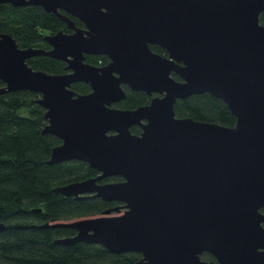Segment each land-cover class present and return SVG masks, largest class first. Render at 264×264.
<instances>
[{"label": "water", "instance_id": "95a60500", "mask_svg": "<svg viewBox=\"0 0 264 264\" xmlns=\"http://www.w3.org/2000/svg\"><path fill=\"white\" fill-rule=\"evenodd\" d=\"M3 4L38 7L74 30L45 36L49 52L20 49L0 33V95L40 96L43 133L62 141L48 163L78 161L100 173L55 193L76 199L94 193L127 209L42 225L76 231L55 244L136 251L145 264H264V25L258 22L264 0H0ZM57 10L76 17L85 30L75 29ZM86 55L110 62L97 68L84 62ZM38 56L67 63L70 73L31 69L26 61ZM74 83L87 84L91 92L76 94L70 89ZM121 84L160 97L132 111L110 108L125 98ZM202 94L226 105L234 127L175 116L176 101ZM132 126L141 127L140 136L130 133ZM109 176L125 181L96 185ZM203 253L214 261H203Z\"/></svg>", "mask_w": 264, "mask_h": 264}, {"label": "trees", "instance_id": "16d2710c", "mask_svg": "<svg viewBox=\"0 0 264 264\" xmlns=\"http://www.w3.org/2000/svg\"><path fill=\"white\" fill-rule=\"evenodd\" d=\"M58 22L56 16L46 14L38 7L0 5V33L10 35L20 48H41L43 37L54 33ZM258 22L264 25V12L259 14ZM26 63L35 71L47 74L62 72V67L48 56L34 57ZM3 87L0 81V89ZM70 88L82 95L90 91L85 84L76 83ZM39 97L37 93L28 91L0 95V223L4 226L0 231V264L100 261L102 253L91 246L83 243L55 244V239L72 235L63 232L68 229L42 228L41 224L50 219L70 221L98 212L101 214L107 204L99 199L75 200L55 193L56 188L95 175L82 162L48 163L52 149L61 142L43 133L47 121L44 109L37 104ZM136 99L128 98L129 102L120 105L132 109ZM174 114L178 118L224 127H234L236 121L221 100L208 94L176 101ZM33 210L41 212L33 213ZM260 212L264 213V209ZM203 256L204 260H214L209 254Z\"/></svg>", "mask_w": 264, "mask_h": 264}, {"label": "flooded vegetation", "instance_id": "af4514ba", "mask_svg": "<svg viewBox=\"0 0 264 264\" xmlns=\"http://www.w3.org/2000/svg\"><path fill=\"white\" fill-rule=\"evenodd\" d=\"M57 13L59 15H61V16H64V17L68 18L73 23L75 29H77V30H85L84 25L76 17L71 16L70 14L66 13L63 10H57ZM127 15L128 14H126V16ZM56 18L59 21L58 22L57 30L54 33L47 34L46 36H48V35H54V34H56L58 32H62L65 35H72L74 33V30L73 29H69L67 27V22L61 20L58 16H56ZM124 18H123V22L125 24H127L130 21V19H128V21L125 22V19ZM138 22H139V19H138ZM44 37H43L44 43H43L42 47L41 48H37V49H42V50H44L46 52H49V51H51L52 47L44 39ZM20 49H25V48H20ZM149 49H150L151 52H153L155 54H158V55H161L162 57H166L167 56V53L165 52V50H163V49H161V48H159V47H157L155 45H149ZM54 61H56L59 64V66L62 67V72L61 73H58V74H55V75H64V74L70 73V71L65 70V68L67 67V63H65L63 61H58V60H54ZM84 62L87 63V64H89V65H92L94 67L102 68L105 65H107L110 61L105 56H100V55L99 56L86 55ZM171 76H172V78L174 80L179 81V82L181 81L180 78H178L176 75L171 74ZM74 84H76V83H74ZM74 84H72V85H74ZM78 84H84V83H78ZM72 85H70V87ZM85 85H87V84H85ZM120 87H121L122 91L125 94V98L123 100L115 103V104L110 105V108H116V109H120V110L132 111V110H135V109H137L139 107L148 106L150 104V101L154 97L159 96V95H156L154 93L147 94V93H145L143 91H139V90L138 91L137 90L135 91V90L131 89L129 86H127L125 84H121ZM89 90H90V87H89ZM90 92H91V90L88 93H90ZM76 94H78V93H76ZM128 98H129V100H131L133 98H137L136 99V103H135V107L134 108L130 107L132 109H129V108H127L124 105H120L121 103H123L125 101L126 102H129L128 101ZM145 122L146 121H144V120L142 121L143 124ZM130 133L132 135H134V136H140L141 133H142V129H141L140 126H132L130 128ZM49 135H51V134H49ZM51 136H53V135H51ZM60 142L62 143L61 140H60ZM85 165L88 168H90L87 164H85ZM91 170H93V169H91ZM93 171H94V175L95 176L89 177V178H87L85 180H81V181H77V182H71L69 184L80 183V182H84V181H88V180L97 179V177L100 175V173L96 172L95 170H93ZM124 181L125 180L122 177H120V176H109V177H105V178H102V179L96 181V185L97 186H103V185L119 184V183H123ZM66 185H68V184H66ZM94 195H95L94 193L93 194L88 193V194L79 195V198L80 199H76L74 197H70V198H73L75 200L99 199V200H101V201H103V202H105L107 204V207H106L105 210H103V212L104 211H110V215H118V213L125 212L127 210L125 208V203H123V202H119V201H106V200H103L101 198L95 197ZM116 209H117V211H116ZM32 212L33 213H37V212H34V211H32ZM40 212H41V210L38 211V213H40ZM98 213H100V212H98ZM98 213L97 214L95 213V215H91V216L99 215ZM53 220H60V219H57L56 218V219L46 220L41 225H44V224H46V223H48L50 221H53ZM50 229H56V230L68 229V230H65V231L63 230V232L64 233H67V234H72L71 236L69 235V236H64V237H61V238H57V239H55V241L64 240V239H71V238L75 237V235L77 234L75 230L70 229V228H66V227H56V228H50ZM83 244H85L87 246H91L93 249L97 250L96 252L99 251L100 253H102V259L100 261H97V262H91V263L85 262V263H81V264H145V261L143 259V255L140 252L129 251V252H122V253H113V252H110L108 249L104 248L103 246H100V245H97V244H88V243H83ZM204 254H207V253H203L201 255V259L203 261H207V262H213L214 261V260H204L203 259L204 258L203 255ZM105 257H107V259Z\"/></svg>", "mask_w": 264, "mask_h": 264}]
</instances>
